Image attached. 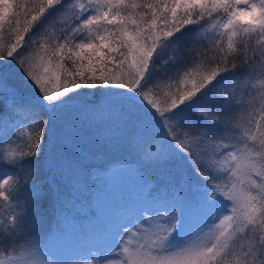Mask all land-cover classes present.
Listing matches in <instances>:
<instances>
[{
    "label": "snow or ice",
    "instance_id": "6c2138e0",
    "mask_svg": "<svg viewBox=\"0 0 264 264\" xmlns=\"http://www.w3.org/2000/svg\"><path fill=\"white\" fill-rule=\"evenodd\" d=\"M209 21L211 45L182 51L178 34ZM168 45L164 92L155 71ZM9 62L33 94L0 74V128L11 124L0 136V264H60L36 188L60 121L107 124L156 170L142 177L151 210L102 264H264V92L241 123L234 91L218 87L230 73H264V0H0ZM84 90L101 99H78Z\"/></svg>",
    "mask_w": 264,
    "mask_h": 264
},
{
    "label": "rangeland",
    "instance_id": "374dc122",
    "mask_svg": "<svg viewBox=\"0 0 264 264\" xmlns=\"http://www.w3.org/2000/svg\"><path fill=\"white\" fill-rule=\"evenodd\" d=\"M257 39L256 37L251 38L250 44L253 45V41L255 46ZM175 48L176 45L165 47L156 61L155 77L164 92L168 91L166 84L172 82L168 79V75H175L173 65L165 63L175 54ZM198 54L199 52H196V55ZM164 67L171 69L166 71ZM188 71H193L192 67ZM257 72L258 69L247 75V84L251 85L256 81L257 86ZM0 74L10 79L28 95L33 94V89L14 63H0ZM239 84L237 80L223 81L221 87L232 91L234 88L238 89ZM78 99L97 103L101 99V94L97 92L94 95L92 90H87ZM247 100L246 105L250 107L253 99L248 96ZM59 134L61 140H58L57 136L53 138L55 147L51 145V151L52 160L56 164L54 159L58 153L56 149H60L62 145L58 165L61 178H64L63 181L73 180L80 175L78 169L69 168L67 165L71 160L75 163V154H80L81 157L85 153L104 155L108 160L106 163L108 166L104 165L105 167L103 166L100 172L104 171V174L109 175L104 177L103 187H98L97 192L92 195H83L80 204L73 208L72 213L67 212L69 215L57 221L59 222L58 231L56 230L57 223L49 228L53 231L48 237L47 250L53 259L60 261V264H73V262L80 264L82 260H87L88 264H93V262L102 264L101 260L111 258L112 253L119 251V237L124 235L123 228L133 227L136 222L139 223L142 220V213L145 209L151 210L148 193L152 185L146 186L142 177L149 174L156 175V170L147 168L134 152L115 139L118 133L114 129L109 130L107 124L97 126L95 123L81 121L69 128L62 121ZM110 137L112 139H109ZM136 161L141 163L144 174L130 165ZM86 163L87 166L82 165L83 168L92 172L100 170V162L86 160ZM70 186L73 187V185ZM93 253L96 255L94 256Z\"/></svg>",
    "mask_w": 264,
    "mask_h": 264
},
{
    "label": "trees",
    "instance_id": "16d2710c",
    "mask_svg": "<svg viewBox=\"0 0 264 264\" xmlns=\"http://www.w3.org/2000/svg\"><path fill=\"white\" fill-rule=\"evenodd\" d=\"M56 15V12H52L49 14L48 19L53 18ZM215 23V21H209L208 24H204L203 27H190V30L185 31L183 34H178L179 47L183 51L185 48H190L193 50H198L203 48L204 45H211V41L216 38L217 32L211 27V24ZM188 33H190L188 35ZM252 41V40H251ZM250 43V40H249ZM254 46V42L252 41ZM256 46V44H255ZM198 52V51H197ZM175 55V54H174ZM171 56L169 59H172ZM199 55V54H198ZM168 59V60H169ZM191 66L187 68L190 69ZM166 71H170V67H164ZM250 74V73H249ZM247 74V75H249ZM247 75H243L240 72H236L233 74H228L224 77L225 81L232 82L233 80L239 81L238 89L234 88V98H233V114L236 115L237 119H241V117H246L248 114H251L253 110L255 112H259L261 101L259 99L261 92H264V73H261L258 69L256 74L258 83L256 86V81L251 85L247 84L246 80ZM228 79V80H227ZM172 83V82H171ZM168 84V83H167ZM244 85V88H243ZM252 85L256 87H252ZM175 87V86H173ZM221 87V85H220ZM87 91V90H84ZM94 95H96V91L92 90ZM252 97L253 101L252 105L249 107L246 105L247 97ZM239 102V103H237ZM91 103V102H88ZM259 107V108H258ZM43 116V114H42ZM258 118V117H257ZM61 122L55 124L54 128L49 132V142L45 144L44 153L41 155L37 163V168L39 169L38 182L36 185L38 196L42 199L40 201L42 209L46 211V224L43 226L42 231H48L50 227L54 226L57 221L67 215L73 210V208L78 204H80V199L82 200L83 195L94 194L97 192L98 187H103L102 181L105 176L109 175L108 173L104 174V171L100 172L108 160L105 159L104 155L94 154V153H85L80 156V154H75L76 161L72 163L71 160L67 163L69 168H75L80 171V175L78 178L73 180L63 181V177L61 178L58 160L61 154L62 145L60 149L57 150V154L54 156L56 164L52 160V151L51 145L53 147V138L57 136L58 140H61V136L59 134V129L61 128ZM241 123H243V119H241ZM22 127H26L23 126ZM11 128V124H6L3 128H0V136L6 134L8 129ZM27 139V133H25L23 140ZM23 140L21 143H23ZM6 147L7 145H0ZM86 160H96L101 163L100 170L95 172L89 171L87 168H83L82 165L87 166ZM105 161V163H102ZM132 168L141 169V163L137 162L134 164H130ZM129 165V166H130ZM104 166V167H105ZM73 184H72V183ZM70 185H73L71 187ZM79 190L75 191L74 190ZM81 190V191H80ZM64 211V212H63ZM72 213V212H71ZM4 214H7V210H4ZM43 243V241H40Z\"/></svg>",
    "mask_w": 264,
    "mask_h": 264
}]
</instances>
